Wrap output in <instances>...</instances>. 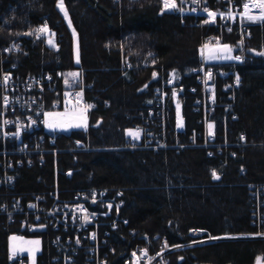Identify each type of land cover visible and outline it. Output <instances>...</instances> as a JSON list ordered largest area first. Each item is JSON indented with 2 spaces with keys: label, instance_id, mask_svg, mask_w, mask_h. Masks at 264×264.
<instances>
[{
  "label": "trees",
  "instance_id": "1",
  "mask_svg": "<svg viewBox=\"0 0 264 264\" xmlns=\"http://www.w3.org/2000/svg\"><path fill=\"white\" fill-rule=\"evenodd\" d=\"M208 3L217 7L220 0ZM55 4L56 0H0V66L14 64L22 76L75 68L84 73L89 84L84 96L94 104L87 129L63 134L79 137L94 149L80 151L74 159L59 156L61 193L70 194L84 185L121 188L122 213L128 218V227L138 232L164 235L171 243L188 240L191 228L222 237L175 253L183 263L252 264L263 259L264 238L249 236L264 229L250 222L248 185L264 182V20L251 27L249 59L237 66L236 118L228 119L218 136L237 146L220 152L212 148L211 155L202 147L188 146L131 152L114 148L123 144L124 129L151 104L152 86L161 82L160 77L151 80L152 69L163 75L172 71L187 83L193 82L189 71L198 62L201 39L218 31L201 24L200 17L181 18L162 10L160 0H63L78 41L79 63L75 64L71 33ZM43 21L57 32L54 47L22 35V47L4 58L11 39ZM147 51L156 55L152 65L121 68L124 55ZM56 83L59 89L61 81ZM183 114L187 131L199 128V114L189 105L183 107ZM73 166L79 169L66 175L65 170ZM213 170L221 175L219 179L212 177ZM52 178V163L47 160L41 168L22 169L16 189L40 190L41 182L50 188ZM14 231L0 214V264H7V236ZM112 243L113 248L106 252L115 257L125 239L113 236ZM49 258L47 240L41 239L36 264H49Z\"/></svg>",
  "mask_w": 264,
  "mask_h": 264
},
{
  "label": "built area",
  "instance_id": "2",
  "mask_svg": "<svg viewBox=\"0 0 264 264\" xmlns=\"http://www.w3.org/2000/svg\"><path fill=\"white\" fill-rule=\"evenodd\" d=\"M169 3H175L176 7L165 8L164 0H160L162 10L177 13L181 18L200 17L201 24L218 31L202 37L198 52L206 45L226 43L230 46L232 59L205 62L198 57V62L189 71L193 78L191 83L172 71L163 75L158 69H152L151 80L160 77L161 82L152 86L151 104L124 129L123 144L114 149L134 152L188 146L202 147L211 155L212 148L220 152L224 147L237 146L225 137L218 140V136H222L227 120L236 118L234 105L240 85L237 66L249 59L251 27L264 20L259 18L258 9L248 12L255 19H247L243 15V5L258 3V0H220L217 7H211L208 0H169ZM209 12L217 15L209 17ZM44 26L55 43L56 30L43 21L11 39L4 48V58L22 47V35H31L46 44V32L36 31ZM155 57L152 51L131 57L127 54L122 57L121 68H146L154 63ZM70 72L78 75L70 77L66 85L64 79ZM83 74L80 68H75L55 74L41 72L22 76L14 64L0 66V214L4 215L5 223L14 228V232L46 239L50 249L49 264H195L181 262L175 253L205 244L208 238L222 237L191 228L188 240L171 243L166 236L138 232L128 227V218L122 213L121 188L84 185L70 194L61 193L59 156L70 155L74 159L78 152L94 148L79 137L45 130L43 116L46 110L62 107L64 90L69 91L71 100L82 102L88 113L93 109L94 104L84 96L89 84ZM5 77L8 78L6 82ZM57 79L61 81L59 89L56 88ZM186 105L199 114L196 120L199 128L186 130L183 114ZM86 129L81 131L85 133ZM137 131L138 138L129 135V132ZM180 136H187L186 141ZM239 136L244 143L243 134ZM47 160H51L53 171L50 188L41 182L40 190L16 189L22 169L35 165L41 168ZM77 169L69 167L65 174L70 175ZM213 172L218 179L221 177L215 170L211 175ZM248 187L250 222L257 229H264V182L250 183ZM113 236L124 238L125 243L117 247L115 257H110L106 250L113 248ZM249 236L264 238V231ZM6 263L26 264L27 258L22 254H7Z\"/></svg>",
  "mask_w": 264,
  "mask_h": 264
},
{
  "label": "rangeland",
  "instance_id": "3",
  "mask_svg": "<svg viewBox=\"0 0 264 264\" xmlns=\"http://www.w3.org/2000/svg\"><path fill=\"white\" fill-rule=\"evenodd\" d=\"M58 0H56V8L64 19L72 37V58L73 62L77 64L78 57V41L75 29L70 23L69 17L66 19L64 12H62L58 6ZM65 8V6H64ZM66 10V8H65ZM67 11V10H66ZM69 23L71 26H69ZM75 32V37L73 36ZM47 39L45 40L46 45L49 47H54V38L48 36V31L46 32ZM52 41L50 44L49 41ZM225 45L230 46L226 43H220L217 46L206 45L203 49L198 52L199 60L205 62H223L232 59L231 50L225 49ZM231 57V58H228ZM79 59V57H78ZM73 72L68 73L65 76L64 83L68 85L70 77H72ZM143 89L145 88L142 87ZM88 122V110L84 104L78 100H71L69 98V91H63L62 107L46 110L43 116V125L45 130L50 132H63L67 133L71 130H85L87 128ZM50 125H56L51 127ZM71 125V126H70ZM79 125V126H76ZM246 237V236H238ZM237 236H226L224 238H238ZM220 239H210L208 238L206 243L211 241H216ZM39 242L38 244L35 242ZM41 251V238L39 236H27L19 232H12L7 236V254H22L26 255V264H36L37 255Z\"/></svg>",
  "mask_w": 264,
  "mask_h": 264
},
{
  "label": "snow or ice",
  "instance_id": "4",
  "mask_svg": "<svg viewBox=\"0 0 264 264\" xmlns=\"http://www.w3.org/2000/svg\"><path fill=\"white\" fill-rule=\"evenodd\" d=\"M194 2H196V0H194ZM164 3H165V8H169V7H176V5H175V3H172V4H170L169 3V0H164ZM57 6H58V8L62 11V12H64V16H65V18L67 19L68 18V13H67V11L65 10V8H64V4H63V0H58V4H57ZM243 7H244V9H245V12H244V16H246V18L247 19H250V20H252V19H255L256 17H253L252 15H249L248 14V12L250 11V10H254V9H258L259 10V18L260 19H264V0H258V3H254V4H244L243 5ZM208 15H209V17H215L217 14L216 13H213V12H209L208 13ZM221 16H223V14L221 13L220 14ZM229 15H231V13H229ZM69 26H71V24L69 23ZM36 31L37 32H40V33H45V32H47L48 31V29H47V26H44L43 28H39V29H36ZM29 34H31V33H29ZM73 36L75 37V32H73ZM49 43L51 44L52 43V41L50 40L49 41ZM225 47V49H227L228 51H230V49H228V46L227 45H225L224 46ZM262 55H264V53H261ZM228 58H231V57H228ZM236 59H239V57H236ZM77 63H79V59H78V57H77ZM70 75H72L73 77H75V76H77L78 74L77 73H72V74H70ZM154 76H155V73L153 74ZM7 77H5V82L7 81ZM79 95V94H78ZM5 102H7V98H5ZM179 107V106H178ZM51 127H55L56 125H50ZM71 126V125H70ZM76 126H79V125H76ZM179 126V125H178ZM212 128V125L210 124L209 125V129H211ZM211 134V133H210ZM129 135H132L134 138H138L139 137V133H138V131L137 132H129ZM212 175H213V178L214 179H218V177L216 176V173L215 172H213L212 173ZM35 243H39L38 241L37 242H35Z\"/></svg>",
  "mask_w": 264,
  "mask_h": 264
},
{
  "label": "water",
  "instance_id": "5",
  "mask_svg": "<svg viewBox=\"0 0 264 264\" xmlns=\"http://www.w3.org/2000/svg\"><path fill=\"white\" fill-rule=\"evenodd\" d=\"M200 264H211V263H200ZM252 264H264V258L256 259Z\"/></svg>",
  "mask_w": 264,
  "mask_h": 264
},
{
  "label": "bare ground",
  "instance_id": "6",
  "mask_svg": "<svg viewBox=\"0 0 264 264\" xmlns=\"http://www.w3.org/2000/svg\"><path fill=\"white\" fill-rule=\"evenodd\" d=\"M161 236H164V235H161ZM195 264H198V263H195Z\"/></svg>",
  "mask_w": 264,
  "mask_h": 264
}]
</instances>
